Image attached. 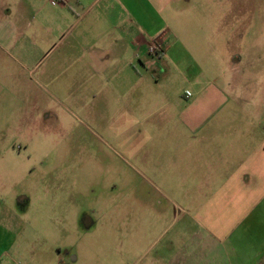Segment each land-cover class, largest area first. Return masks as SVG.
Masks as SVG:
<instances>
[{"label":"crops","instance_id":"crops-1","mask_svg":"<svg viewBox=\"0 0 264 264\" xmlns=\"http://www.w3.org/2000/svg\"><path fill=\"white\" fill-rule=\"evenodd\" d=\"M178 4L0 0V88L22 82L18 71L35 68L57 43L49 63L62 72L58 82L82 89L76 104L89 99L91 115L132 136L139 190L126 192L121 208L101 210L112 219L107 234L120 231L123 264H264V50L236 53L233 78L219 72L220 83L195 79L181 58H170V78L148 79L149 68L163 67L156 59L184 51L202 73L209 34H188L189 18L168 21ZM21 120L28 125L26 110ZM14 229L0 226V264L35 255Z\"/></svg>","mask_w":264,"mask_h":264},{"label":"rangeland","instance_id":"rangeland-1","mask_svg":"<svg viewBox=\"0 0 264 264\" xmlns=\"http://www.w3.org/2000/svg\"><path fill=\"white\" fill-rule=\"evenodd\" d=\"M171 18L178 26L176 18H189L188 34L191 28L209 34V49L199 54L203 64L197 61L202 73L184 51L156 59L163 67L149 68L148 79L170 78V58L176 65L181 58L191 62L195 79L220 83L219 72L233 78L236 53L264 50V0H179L177 14L167 20ZM150 19L166 27L162 18ZM58 46L53 44L55 50L35 62V68L19 70L22 82L7 87L6 94L0 88V226H15L23 249L31 243L26 249L35 255L18 264H75V256L77 264H123L120 231L113 228L107 234L112 219L101 210L121 208L125 193L139 190V167L128 154L132 136L112 127L105 114L91 115L89 99L85 108L75 103L82 89L60 84L62 72L49 63ZM25 110L28 125L21 122ZM89 220L98 227L91 228Z\"/></svg>","mask_w":264,"mask_h":264},{"label":"built area","instance_id":"built-area-1","mask_svg":"<svg viewBox=\"0 0 264 264\" xmlns=\"http://www.w3.org/2000/svg\"><path fill=\"white\" fill-rule=\"evenodd\" d=\"M158 49H159L158 46L153 45V46H151V48H150V53H151V54H154L155 52H157Z\"/></svg>","mask_w":264,"mask_h":264}]
</instances>
